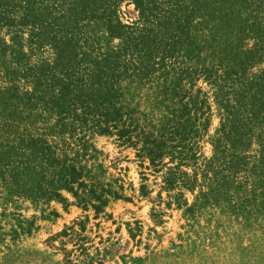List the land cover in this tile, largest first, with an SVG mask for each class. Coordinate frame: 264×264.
Segmentation results:
<instances>
[{"label":"rangeland","instance_id":"1","mask_svg":"<svg viewBox=\"0 0 264 264\" xmlns=\"http://www.w3.org/2000/svg\"><path fill=\"white\" fill-rule=\"evenodd\" d=\"M120 9L122 24L134 26L140 15L135 4L123 1ZM239 12L230 10L229 17L245 15L243 8ZM218 27L217 43L189 58L182 54L174 68L160 69L150 80L122 76L115 82L114 100L134 134L163 144L156 166L140 153L136 138L123 141L117 131L91 123L80 127L74 119L80 109L61 120L41 107L0 106L1 148L15 146L7 158L25 155L19 138L40 139L32 151L42 169L49 170L43 151L75 167L85 185L60 188L54 196L49 173L39 174L33 191L8 174L6 183L0 177V264H264V159L257 131L241 147L219 142L225 115L223 82L215 73L219 63L238 62L247 48H264V34L262 42L246 34L239 39L233 26ZM99 29V45L109 52L120 40ZM27 32L0 25V91L26 87L23 78L9 80L6 70L53 58L49 47L29 43ZM189 37L202 46L198 36ZM204 67L214 80L195 72ZM263 69L264 58L247 64L245 73L252 78ZM225 157L236 160L234 170Z\"/></svg>","mask_w":264,"mask_h":264},{"label":"trees","instance_id":"2","mask_svg":"<svg viewBox=\"0 0 264 264\" xmlns=\"http://www.w3.org/2000/svg\"><path fill=\"white\" fill-rule=\"evenodd\" d=\"M123 1L134 3L139 11L134 26L122 24L120 20ZM239 6L245 15L229 17L230 10L240 13ZM208 23L213 26H206ZM0 25L15 28V34L27 28L29 43L37 49L49 47L53 53V58L41 59L36 65L23 63L19 69L6 70L9 80L23 78L26 87L21 91H0V106L17 108L20 105L23 111L41 107L46 112L54 110L61 120L80 109L81 113L74 115L82 123L80 127L91 123L101 131H117L123 141L136 138L143 144L139 147L140 153L149 156L156 166L164 153L163 144L134 134L133 124L120 115L114 100L115 82L122 76L150 80L156 71L174 68L182 54L188 57L204 46L209 49L210 42L217 43L213 31L218 26L222 30L233 26L239 39L246 34L262 42L264 0H0ZM99 28L120 40L109 52L102 51L99 45L102 35ZM189 36H198L202 46L194 45ZM262 45L247 48L238 62H233L232 56V65L222 62L215 70L223 82L219 104L225 115L219 142L230 147L244 146L248 136L256 134L253 132L256 129L259 160L264 159V69L252 78L245 72L247 64L264 58ZM14 62L20 65L19 60ZM195 72L207 75L209 80L215 79L207 67ZM7 116L10 118L11 114ZM38 143L42 140L19 138L17 148L25 155L15 161L7 158L14 145L4 144L3 149L0 142V177L5 183L8 174L14 184L29 183L26 187L33 191L41 179L39 174L49 173L48 191L54 196H60L58 189L71 190L75 183L85 186L78 181L80 173L75 167L61 165L56 156L46 158L43 151L40 159L49 170L42 169L32 151ZM178 155L182 158L184 154ZM223 162L229 170L235 169L233 157H225ZM37 166L41 169L37 170ZM10 190L17 189L12 186ZM31 195L39 196L35 192Z\"/></svg>","mask_w":264,"mask_h":264}]
</instances>
